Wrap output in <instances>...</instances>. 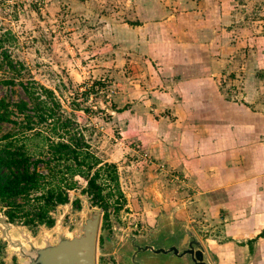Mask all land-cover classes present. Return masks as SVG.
<instances>
[{
    "label": "rangeland",
    "instance_id": "obj_1",
    "mask_svg": "<svg viewBox=\"0 0 264 264\" xmlns=\"http://www.w3.org/2000/svg\"><path fill=\"white\" fill-rule=\"evenodd\" d=\"M196 57L211 63V72L201 78L198 97L246 102L251 116L236 106V117L203 123L199 112L208 113L207 105L197 109L192 119L181 99L179 105L175 99L173 104L168 91L189 79L188 75L180 80L179 73L186 64L197 63ZM24 82L43 92L48 107L51 97L42 86L53 90L60 104L57 115L69 120L59 134L82 139L80 148L87 160L99 161L92 172L104 162L117 164L126 200L119 211L111 206L107 217L106 209L83 191L86 177L76 174L77 186L66 190L69 201L51 210L52 226L12 222L5 214L7 203L2 202L0 264H26L34 246L56 242L65 232L80 233L85 216L96 210L101 211L96 264H135L129 255L134 249L132 237L160 243L164 232L180 228L197 235L213 264L219 261L213 251L215 239L231 242L227 243L231 250L251 243L252 257L264 256V234L260 230L249 235V229L258 225L251 210L257 211L264 201H254L239 217L231 216L226 197L230 189L215 185L227 168L226 155L232 154L230 163L242 162L240 147L231 144L232 139L227 145L223 136L230 127L235 132L243 129L238 116L251 122V150L264 145V126L259 121L264 117V0H0V99L13 110L12 119L0 121V145L24 146L33 163L40 160L37 170L47 174L49 144L60 138L52 133L57 117L37 123L39 116ZM175 90L174 98L181 96ZM20 100L28 102V109L21 111L15 105ZM28 113L33 128L26 130ZM200 123L220 134L215 137L220 141L214 143L208 136L181 138L192 127L205 132ZM70 163L53 160L58 172L48 180L53 184L59 180L64 188L71 179ZM230 170L239 174L242 169ZM102 171L101 179H110ZM225 180L232 178L225 176ZM48 186L18 198L22 221L43 203L39 196ZM242 186L235 188L242 190ZM115 190L111 202L121 198ZM240 222L244 228H238L239 234L227 231L228 224ZM243 253L239 252L241 264H249L251 253ZM149 259L142 264L181 260L164 253Z\"/></svg>",
    "mask_w": 264,
    "mask_h": 264
},
{
    "label": "trees",
    "instance_id": "obj_2",
    "mask_svg": "<svg viewBox=\"0 0 264 264\" xmlns=\"http://www.w3.org/2000/svg\"><path fill=\"white\" fill-rule=\"evenodd\" d=\"M8 82L12 83L13 80H9ZM23 85L34 102L35 113L39 116L37 123L48 122L50 118L57 117L56 122L52 126V133L58 134L60 138L57 141H51L49 144L50 157L47 160V165L49 167V172L47 174H43L37 170L36 163L40 161L39 159L35 160V165L33 166L34 163L31 161V155L28 154L24 146H15L12 142L0 145V204H2V202L7 203L6 205L8 208H6L5 214L8 216L9 220L12 222L21 220L23 224L29 226H32V223L35 221L36 224L54 225L55 218L52 216L51 210L55 208L57 204L69 201L68 192H66V190L77 186L78 182L74 180L76 174L86 177L87 185L83 187V191L90 195L94 204H98L106 209L105 215L107 217L111 215L109 211L111 206H113L115 212L122 209L126 196L119 185L117 164L115 162H104L105 164H100V166L92 172V169L95 167L96 163L99 164V161L91 163L87 160V154H83V150L80 148L82 139L80 141H78V138L73 140L70 134L66 139L63 138L65 137L63 134H59L62 128L68 127L69 120H64L63 116L57 115L58 110L56 109L60 107V104L55 102L53 90L46 86H42L44 92L51 97L52 106L48 107L43 99L44 94L42 91L34 88L33 85H30V82H24ZM15 105H17L21 111L28 109V102L26 100H20ZM12 113L13 110L10 109L5 99H0V121L12 119ZM26 119L27 124L24 125L25 129H32V115L28 113ZM259 121L264 125V117L259 119ZM240 127L243 128L242 124ZM211 129L213 130V128L209 127L208 130L211 131ZM9 135L10 134L5 137H9ZM70 138L72 139L71 141H69ZM236 141L231 142V144L237 143ZM259 151L258 149L257 155L260 156L261 153H259ZM231 155L232 154L226 155L225 162L227 159L233 157ZM53 160H65L69 163L72 161V163L67 164V170L71 172V179L64 184V188L59 180L54 184L52 181L48 180L57 176L56 172H58V170L56 166H52ZM102 170H105L108 175H110L109 181L101 179L103 175ZM44 184H49V186L39 196V198L43 200V203L33 211L30 217L22 221V215L18 214V212L22 211L23 208L20 207L18 198H27L32 191L44 189ZM115 188L118 189L121 198L111 202L110 196L116 191ZM25 214L28 215L29 212L27 211ZM261 233L264 234V230H262ZM250 247L251 250L254 249L251 244ZM2 249L3 240L0 238V254Z\"/></svg>",
    "mask_w": 264,
    "mask_h": 264
},
{
    "label": "crops",
    "instance_id": "obj_3",
    "mask_svg": "<svg viewBox=\"0 0 264 264\" xmlns=\"http://www.w3.org/2000/svg\"><path fill=\"white\" fill-rule=\"evenodd\" d=\"M199 56L203 57L204 55L201 54ZM209 57H210V54H209ZM196 62L197 63L186 64V67L184 68V70L180 71L182 74L179 73L180 74L179 75L180 80H182V78H185V76H188V75L190 76L189 79L184 81L183 84H181V82H178V87L176 86L175 88H173V86H171V90L168 91V94H170L172 96L171 98H173V104H175L174 103V99H175L176 102L178 101V105H179L180 104L179 101L181 99L183 101V105L186 107L185 110L190 113V118H192V119L199 112L197 109H202V107L204 108V105H207L206 111L208 113L199 112L200 113L199 118L200 117L202 118L203 123L205 121H209V120L214 121L215 119L222 120L225 118L226 120H229L228 118H230V116L236 117L237 115L234 114L235 111H237L236 106L243 108L246 111V113L248 114V116H251V114H249L252 112L251 107L246 102H238L236 100H230L229 101V100H226L224 98L223 99H221L219 97L217 98V96H216L217 99L215 100V98H214L211 102V100L206 99V97H198L200 91L202 93V89H203L202 88L203 84H202L201 78H203L204 74H208V72H211V63L205 62V60L203 58H198V57H196ZM207 64H209L208 67H207ZM205 67H207V68H205ZM189 80H191V81H189ZM176 88H178L181 96H179V94H178L179 97L174 98V96H177L175 93ZM205 88L206 87H204V89ZM213 88L214 87H212L211 90H213ZM220 96L222 97L221 94H220ZM226 106H227V108H229L231 106L234 109L229 110L226 108ZM238 118L242 119L243 129H239L238 132H235V129L230 127L229 132L223 136L225 138H227V140H225V142H227V145L231 139H232V141L237 140L236 141L237 143H234V144L236 145L235 147H240V152H243L242 162H238V163L234 164V163H230L231 162L230 160H232V158L227 159V161H226L227 163L224 162L227 168H225V169L223 168L222 176H220L223 181L220 180V177L218 179H216V181H215V182H217L215 185L219 189H221L223 186H224V188L227 187L230 189L227 192L228 195L226 196L227 200H228L227 207L228 208L230 207V211L228 210L229 214L231 216L234 215L236 217H239L241 215L240 212L248 211L249 209H251L254 205V201L255 202L257 200L264 201V167H263L264 166V145L263 144L256 145V146H254L253 151L251 150L252 148L249 146V143L251 142V137H252L251 122H250V124L244 122V120L245 121L247 120V117L245 118L242 116H240V117L238 116ZM188 123L190 125V122H188ZM227 125H229V124H227ZM201 126L205 127V129H206L205 132L200 131L198 127L197 128L192 127L189 130H185V134L182 135L181 138H186L185 141H189V137L191 135L193 136V138H196L197 140L208 136V139L211 138V141H213V142L218 143L220 141L219 139H215V137L218 138L219 136H221L220 134H217L216 131H214L212 129H211V131L207 130L206 126L205 125L203 126L200 123L199 127H201ZM176 135H178V134L174 131L172 136L175 137ZM259 136H260V134H259ZM234 139H236V140H234ZM258 149L260 150L259 153H261V154H260L258 160H255L257 158L256 155H257ZM212 150H208V151H212ZM251 151L254 153H251ZM211 153L214 154V152H210V154ZM210 154H209V156H211ZM253 154H255V155H253ZM254 160H255V162H253ZM240 165H243V166L239 167ZM257 165L259 167H257ZM232 168H239L242 170H238L240 173L236 174V170H234V171L230 170ZM242 171H243V173H241ZM257 172H260V173H257ZM230 173L237 175V177L234 178ZM225 176L231 177L232 180H230L229 182L226 181ZM235 185H240V186L244 185V186H242L244 188H242V190L239 188L237 189V188H235ZM257 185H259L261 187V189L257 188L256 187ZM213 190H217V189H213ZM237 200L239 202L236 204H233ZM233 209H234L235 213H231L233 211ZM256 210L257 211L253 210V208H252L251 211L253 214H251V215L252 216L254 215V218L256 217L258 219V221L257 220L254 221V223H257L258 225H256L255 228L249 229V232H251V233H249V235H252V232L258 233L260 230L262 231V229L264 228V203L260 202L259 203V209H256ZM248 222H250V221H248ZM252 224H253V221H251V223H249V224H246V226H251ZM238 228H241L240 231H242V228H244V226L241 225V222L239 223V225L228 224L227 231L228 232L231 231V233L237 234ZM246 232H248V231H246ZM250 239H252V238H250ZM215 241H216L215 244H213L215 249L213 251H214V253L217 254V260H219V261H215V262L216 263L218 262V264H228V263L229 264H234V263H236V264L240 263L241 264L242 263L241 262L242 257H241V255H239L240 251H242V253L244 252L243 255H245L246 253H248V254L251 253L250 254L251 255V258H250L251 261L249 262V264H264V256L263 255L260 257H257V256H254V258L252 257V254L255 255V252L254 251L249 252V250H251V247H250L251 243H246L245 245H241L242 250H240L241 248L239 249L238 247H235V246H232L233 250H231L230 245L227 246L231 242L219 243V241L217 239H215ZM261 242H262V246L264 248L263 240H261ZM260 255H261V253H260ZM237 262H239V263H237Z\"/></svg>",
    "mask_w": 264,
    "mask_h": 264
},
{
    "label": "water",
    "instance_id": "obj_4",
    "mask_svg": "<svg viewBox=\"0 0 264 264\" xmlns=\"http://www.w3.org/2000/svg\"><path fill=\"white\" fill-rule=\"evenodd\" d=\"M100 223V210L86 215L80 233L65 232L56 242L34 246L25 263L96 264ZM132 241L134 249L129 255L135 264H142L143 260L148 263L151 255L162 253L180 258L179 264H213L202 241L188 228L164 232L160 243L153 240L143 242L138 237H132Z\"/></svg>",
    "mask_w": 264,
    "mask_h": 264
}]
</instances>
